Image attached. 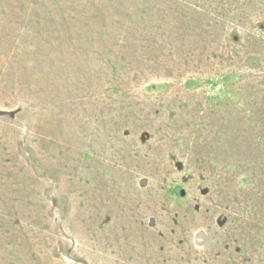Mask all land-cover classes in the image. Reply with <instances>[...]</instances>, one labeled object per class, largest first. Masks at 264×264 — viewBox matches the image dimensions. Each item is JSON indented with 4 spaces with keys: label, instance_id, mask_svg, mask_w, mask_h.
I'll list each match as a JSON object with an SVG mask.
<instances>
[{
    "label": "rangeland",
    "instance_id": "1",
    "mask_svg": "<svg viewBox=\"0 0 264 264\" xmlns=\"http://www.w3.org/2000/svg\"><path fill=\"white\" fill-rule=\"evenodd\" d=\"M0 264H264V0H0Z\"/></svg>",
    "mask_w": 264,
    "mask_h": 264
},
{
    "label": "water",
    "instance_id": "2",
    "mask_svg": "<svg viewBox=\"0 0 264 264\" xmlns=\"http://www.w3.org/2000/svg\"><path fill=\"white\" fill-rule=\"evenodd\" d=\"M4 115H10V113H3ZM207 241V235L205 233V231L203 230H199L195 233L194 235V243L197 246H202L206 243Z\"/></svg>",
    "mask_w": 264,
    "mask_h": 264
}]
</instances>
